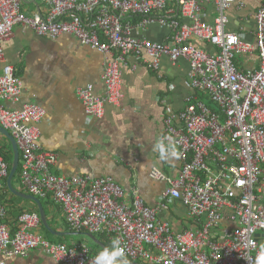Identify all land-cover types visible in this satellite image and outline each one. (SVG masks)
<instances>
[{"label": "built area", "instance_id": "2783aa9c", "mask_svg": "<svg viewBox=\"0 0 264 264\" xmlns=\"http://www.w3.org/2000/svg\"><path fill=\"white\" fill-rule=\"evenodd\" d=\"M47 12L33 17L22 11L24 0H0V64L4 43L16 26L51 40L74 36L83 45L113 56L103 76L105 94L93 85L78 89L87 116L101 120L107 106L124 97L122 70L144 66L158 73L164 57L190 64L193 94L187 106L166 116L158 140L180 170L172 177L154 172L166 188L156 205L147 204L137 188L126 200L114 177L68 178L54 172L58 155L40 144V124L46 110L22 103L23 83L11 65L0 70V125L16 139L20 150V183L41 200L56 202L74 233L106 234L119 240L126 260L140 264H258L264 256V1L256 14L254 42L244 30L231 31L228 12L238 0H214L216 17L203 20L200 0H34ZM131 19L136 20L131 22ZM158 25L170 29L162 43L133 35ZM195 41L210 46L199 47ZM257 52L259 69H237L239 56ZM206 97L210 107L201 97ZM10 166L0 155V189L7 185ZM180 202L193 225L175 230L160 217ZM8 211L0 204V264L7 258H27L42 251L58 264H95L89 245L53 243L37 232L38 212L24 213L10 231Z\"/></svg>", "mask_w": 264, "mask_h": 264}, {"label": "crops", "instance_id": "0c3cea01", "mask_svg": "<svg viewBox=\"0 0 264 264\" xmlns=\"http://www.w3.org/2000/svg\"><path fill=\"white\" fill-rule=\"evenodd\" d=\"M200 1L205 9L203 20L212 23L216 17L214 0ZM263 1L238 0L244 2L245 7L238 8L235 4L228 12L230 30H244L248 33L247 40L254 42L255 17ZM22 11L33 17L45 14L47 8L40 1L24 0ZM135 21L131 19L132 23ZM170 34L169 28L158 25L149 26L143 32L133 30L134 36L158 43L166 41ZM195 44L212 50L203 43L195 41ZM4 50L5 61L0 64V70L5 64L11 65L24 89L22 103L12 107L35 103L47 112L40 124V144L58 155L59 161L54 169L57 175L68 178L86 174L111 176L125 190L127 201L132 199L134 188L149 205H156L162 199L166 183L155 179L153 173L163 172L175 177L180 164L173 157L162 161L156 147L165 128L166 116L184 109L186 99L193 94L189 62L180 60L174 64L164 57L160 71L155 73L140 65L133 68L135 62L132 60L122 70L124 97L121 105L107 106L105 117L98 120L87 116L78 97V89L93 85L99 95H104L103 76L106 64L113 60V56L83 45L74 36L63 35L51 40L20 25L14 28L11 39L4 43ZM259 63L257 52L239 56L236 60L237 69L244 73L257 71ZM204 101L209 103L206 99ZM13 184L18 191L29 194L20 180ZM0 198L7 208L6 223L12 232L19 227L24 213L40 214L37 203L8 193L5 188L0 189ZM41 202L54 232L73 233L69 231L64 212L56 202ZM160 217L170 221L177 231L193 225L187 208L180 202L170 204L169 210L161 212ZM37 232L53 243H85L92 247L86 233L56 236L47 233L42 224ZM69 236L82 237L67 243L65 239ZM5 260L7 264H58L42 251H34L27 258Z\"/></svg>", "mask_w": 264, "mask_h": 264}, {"label": "water", "instance_id": "95a60500", "mask_svg": "<svg viewBox=\"0 0 264 264\" xmlns=\"http://www.w3.org/2000/svg\"><path fill=\"white\" fill-rule=\"evenodd\" d=\"M0 134L3 135L4 137H6L11 145H12V148H13V154H14V160H13V163H12V166H11V171L9 173V177L7 179V187L9 188L10 192H12L13 194H15L16 196L18 197H21L23 199H27V200H32L34 201L35 203L38 204L39 208H40V218H41V222L43 223V225L45 226V228L48 230V232L56 235V236H62V235H65V236H68V235H76V233H56L52 230V228L50 227L48 221H47V217H46V213H45V210L43 208V205H42V202L40 199H38L37 197L35 196H32L30 194H25V193H22L20 191H18L14 184H13V181H14V178L19 170V167H20V158H21V155H20V150H19V146H18V143L16 141V139L11 135V133L6 130L3 126L0 125ZM88 238H90L92 241H94L96 244H98L99 246H101L102 249H109L108 247H106L103 243H101V241L98 240V238L93 235V234H86ZM128 261V264H140V263H137V262H132V261Z\"/></svg>", "mask_w": 264, "mask_h": 264}, {"label": "trees", "instance_id": "16d2710c", "mask_svg": "<svg viewBox=\"0 0 264 264\" xmlns=\"http://www.w3.org/2000/svg\"><path fill=\"white\" fill-rule=\"evenodd\" d=\"M202 99H204V100H205V99L208 100L207 98H205V97H203V96H202ZM208 101H209V100H208ZM208 105H209L210 107H213V105H212L211 102H209ZM0 137H4V136L0 134ZM4 138H5L6 143H5V144H0V155H1V156L5 159V161L9 164V166H10L9 171H11V166H12V163H13V160H14L13 148H12V145H11L10 141H9L6 137H4ZM20 173H21V168H19V170H18V172H17V174H16V176H15V178H14L13 183H15L16 181L19 180V178H20ZM5 190H6L8 193H10V190H9V188L7 187V185H5ZM3 197H4V196H3ZM40 200H41V199H40ZM41 201H43V200H41ZM1 203H3V205H4V200H2V199L0 198V204H1ZM41 224H42V228H43L47 233H49L48 230H47V229L45 228V226L43 225V223H41ZM69 231H70V229H69ZM73 233H74V232H73ZM95 236H96V237L98 238V240L101 241V243H103L106 247H108L109 249L111 248L112 242H111L110 238H109L106 234L95 235ZM92 242H93V241H92ZM91 249H92V252H93V253H96V254H98V253L104 251V249H102L101 246H99V245L96 244L95 242H93V245H92Z\"/></svg>", "mask_w": 264, "mask_h": 264}, {"label": "clouds", "instance_id": "9594fccd", "mask_svg": "<svg viewBox=\"0 0 264 264\" xmlns=\"http://www.w3.org/2000/svg\"><path fill=\"white\" fill-rule=\"evenodd\" d=\"M158 151L161 154L162 161L169 159L170 155H174V153H168L163 147L158 148ZM95 264H128L119 240H113L111 248L105 249L97 256ZM258 264H264V256L260 257Z\"/></svg>", "mask_w": 264, "mask_h": 264}, {"label": "rangeland", "instance_id": "374dc122", "mask_svg": "<svg viewBox=\"0 0 264 264\" xmlns=\"http://www.w3.org/2000/svg\"><path fill=\"white\" fill-rule=\"evenodd\" d=\"M207 101V100H206ZM6 143V141H5V138L4 137H0V144H5ZM51 237V236H50ZM82 236H76V237H74V236H69V237H67L66 239H65V241L67 242V243H71L72 242V240L75 238V240H78L79 238H81ZM88 241H89V243L90 244H92L93 245V242H92V240L91 239H88ZM70 245V244H69Z\"/></svg>", "mask_w": 264, "mask_h": 264}]
</instances>
